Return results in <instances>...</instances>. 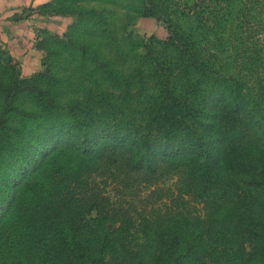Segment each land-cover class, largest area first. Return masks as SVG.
Returning a JSON list of instances; mask_svg holds the SVG:
<instances>
[{
	"label": "rangeland",
	"instance_id": "rangeland-1",
	"mask_svg": "<svg viewBox=\"0 0 264 264\" xmlns=\"http://www.w3.org/2000/svg\"><path fill=\"white\" fill-rule=\"evenodd\" d=\"M192 1H31L11 13L14 20L35 26L36 53L29 66L28 59H17L0 42V120L23 122L24 128L32 125L36 133H44L46 127L52 131L61 124L72 125L75 114L89 119L93 141L86 149L76 150L77 155L72 139L62 134L40 153L49 158L41 168L62 172L67 183L72 171L78 172L76 190L108 198L114 218L121 211L135 220L163 212L206 215L208 199L216 197L194 185L185 169L199 158L162 150L165 142L179 137L169 130H182L175 116L192 108L205 120L203 133L217 141L212 159L222 155L220 139L244 136L250 114L243 113L236 121L228 103L216 99L217 73L229 80L232 75L240 77L252 113H264V0H231L224 10L236 15L243 9L241 21L219 23L198 18L193 11L182 15ZM218 5L215 0H199L195 10L205 16ZM178 20L184 28L206 31L200 45L212 70L196 69L175 45L163 42L170 21ZM212 26L219 28L215 32ZM8 54L15 70L6 68ZM213 107L215 130L209 118ZM145 134L154 143L141 150L144 165L126 167L125 155L136 150L133 138ZM166 135L172 137L166 140ZM7 235L0 227V240Z\"/></svg>",
	"mask_w": 264,
	"mask_h": 264
},
{
	"label": "trees",
	"instance_id": "trees-1",
	"mask_svg": "<svg viewBox=\"0 0 264 264\" xmlns=\"http://www.w3.org/2000/svg\"><path fill=\"white\" fill-rule=\"evenodd\" d=\"M215 2L220 4L216 11L204 16L195 10L199 0H194L185 4L188 12L182 15L193 11L214 23L241 21L243 9L236 15L224 10L231 0ZM168 27L166 45H175L196 69L212 70L200 45L206 31L184 28L179 20L170 21ZM210 28L216 32L219 27ZM11 59L8 54L6 68L15 70ZM229 78L217 73L213 90L218 101L228 103L236 121L243 113L250 114L244 136L220 139L222 155L212 159L217 141L203 133L205 120L192 108L175 116L182 130H169L179 137L171 144L165 142L162 150L199 158L185 169L194 185L216 197L208 199L210 209L204 217L163 212L135 220L121 211L114 218L116 211L108 198L76 190L78 172L72 171V181L67 183L62 172L41 168L49 158L40 153L62 134L72 139L77 155L76 150L86 149L93 141L89 119L75 114L72 125L61 124L52 131L46 127L44 133H36L32 125L24 128L23 122L13 125L0 120V227L8 234L0 240V264H264V113L254 115L240 77ZM216 112L213 107L209 113L211 127ZM133 142L136 150L125 155L124 163L141 169L145 158L141 150L151 148L154 139L145 134ZM19 178L26 181L21 183Z\"/></svg>",
	"mask_w": 264,
	"mask_h": 264
},
{
	"label": "crops",
	"instance_id": "crops-1",
	"mask_svg": "<svg viewBox=\"0 0 264 264\" xmlns=\"http://www.w3.org/2000/svg\"><path fill=\"white\" fill-rule=\"evenodd\" d=\"M31 1L36 3L40 0H0V42L7 46L10 53L17 59H28L26 62L28 66L30 60L35 57L33 53H36V48L33 46L35 26L28 21L14 20L11 13L21 7L22 3ZM25 66L26 64L23 67Z\"/></svg>",
	"mask_w": 264,
	"mask_h": 264
}]
</instances>
